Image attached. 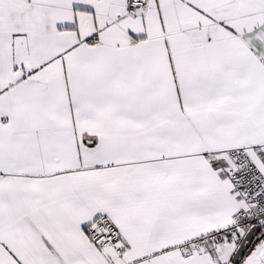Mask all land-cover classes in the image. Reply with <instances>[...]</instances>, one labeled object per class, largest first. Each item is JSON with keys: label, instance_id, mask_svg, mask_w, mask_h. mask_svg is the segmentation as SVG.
<instances>
[{"label": "snow or ice", "instance_id": "6c2138e0", "mask_svg": "<svg viewBox=\"0 0 264 264\" xmlns=\"http://www.w3.org/2000/svg\"><path fill=\"white\" fill-rule=\"evenodd\" d=\"M0 264H264V0H0Z\"/></svg>", "mask_w": 264, "mask_h": 264}]
</instances>
